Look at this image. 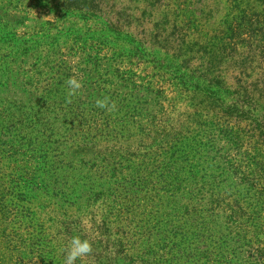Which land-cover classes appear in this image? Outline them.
I'll return each instance as SVG.
<instances>
[{"label":"rangeland","instance_id":"374dc122","mask_svg":"<svg viewBox=\"0 0 264 264\" xmlns=\"http://www.w3.org/2000/svg\"><path fill=\"white\" fill-rule=\"evenodd\" d=\"M240 2L0 0V144L33 189L12 229L46 235L31 264H65L73 236L93 245L75 264H264V187L244 185L264 177L263 114L195 86L212 48L233 85L263 45L230 20Z\"/></svg>","mask_w":264,"mask_h":264},{"label":"trees","instance_id":"16d2710c","mask_svg":"<svg viewBox=\"0 0 264 264\" xmlns=\"http://www.w3.org/2000/svg\"><path fill=\"white\" fill-rule=\"evenodd\" d=\"M229 17L232 22L237 24L238 34L241 36H248L249 32L256 31L259 37L257 39L263 42V45L259 46L262 48L258 47L249 51L248 54L250 55L242 63V65L247 64L248 71H241V73L235 75L234 81L236 82L233 85L224 80V73L227 74L224 66L228 63L232 66V63L235 62L230 61L227 56L219 57L216 55L217 51L212 48V54L206 59V73L201 74L205 78L206 89L201 84L195 83V86H197L196 91L201 88L203 91L198 92L210 96L211 100L215 99V97L218 101L224 100L222 98L224 94L231 96L233 98L232 108L227 107L223 103L225 105L224 115L228 112L232 113L233 109L241 110L243 108L242 111L245 117H248L245 120H252L256 112L261 113V115L263 114L264 119V0H241L238 10H232L229 13ZM225 50L226 48L224 47V52ZM226 68L229 69L227 65ZM232 90H234L233 93ZM206 107L208 106L198 107L197 111L200 112L195 113V115L203 116L205 113H202V111ZM213 111V107L210 106L206 109V114L211 115ZM262 124H264V120L259 123L263 134L257 137L259 139L258 144L264 143V125ZM230 130L232 133L236 131L234 127L230 128ZM234 136L235 134L230 137V141L237 143L239 139ZM237 136H239L238 133ZM6 152L8 154H5ZM15 154L12 146L9 150H6L0 144V264H31L35 257H37L36 253L43 251L41 249L46 242V235L42 233L43 231H39L37 236H32L30 235L32 232L23 233L12 229V225L18 219H27L23 210H21L20 203H29V195L33 190H29L27 186L30 180L29 176H27L28 172L24 171L26 175L20 174V172L15 170V168L18 169L17 166L14 168L10 165L13 161L17 160ZM6 158H8L9 164H6ZM263 179L264 177L260 174L258 186L253 179L248 177L244 185L250 186V189L264 187L262 184ZM51 189V186H47L45 189L46 193H50ZM134 221L136 220H131V222ZM143 260L141 261L144 263L148 261V259Z\"/></svg>","mask_w":264,"mask_h":264},{"label":"clouds","instance_id":"9594fccd","mask_svg":"<svg viewBox=\"0 0 264 264\" xmlns=\"http://www.w3.org/2000/svg\"><path fill=\"white\" fill-rule=\"evenodd\" d=\"M66 84L68 86L67 93V103L72 102V97L76 96L80 89H82L83 84L81 80H78L75 75L70 77ZM96 107L104 109L107 113L111 114L117 110V105L113 101L109 103V98L105 97L104 99H97ZM65 264H75V262L80 259L92 255L93 253V245L89 239H82L80 236H73L69 241L67 248L65 249Z\"/></svg>","mask_w":264,"mask_h":264}]
</instances>
